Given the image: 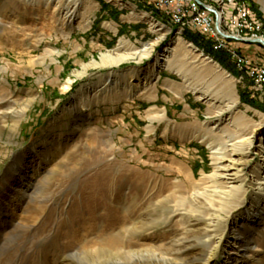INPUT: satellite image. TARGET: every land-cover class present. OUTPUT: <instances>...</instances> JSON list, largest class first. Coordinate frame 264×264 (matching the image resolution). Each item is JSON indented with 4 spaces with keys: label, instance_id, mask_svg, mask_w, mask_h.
<instances>
[{
    "label": "rangeland",
    "instance_id": "1",
    "mask_svg": "<svg viewBox=\"0 0 264 264\" xmlns=\"http://www.w3.org/2000/svg\"><path fill=\"white\" fill-rule=\"evenodd\" d=\"M32 2L0 0V264H135L134 255L147 264L149 251L171 264H264V86L240 80L230 53L199 32L162 19L171 30H156L154 12L128 4L124 18L144 24V37L119 31L105 44L101 26L117 28L121 13L102 17L104 0H80L71 23ZM230 2L209 0L227 20L243 6L261 22L230 46L264 64V44L246 42L264 39V0ZM177 37L210 60L184 44L142 85ZM149 42L141 59L93 63ZM252 131V149L240 146L229 171L243 188L223 207L214 188L229 177L214 175L211 145L228 149L229 135ZM247 209L255 222L243 221ZM237 232L245 242L232 252Z\"/></svg>",
    "mask_w": 264,
    "mask_h": 264
},
{
    "label": "bare ground",
    "instance_id": "2",
    "mask_svg": "<svg viewBox=\"0 0 264 264\" xmlns=\"http://www.w3.org/2000/svg\"><path fill=\"white\" fill-rule=\"evenodd\" d=\"M32 1H33L32 3H35L37 1L38 4L39 3L43 4L44 8L52 9V11H51L52 16L53 17L57 16V18L59 20H62L64 22L68 21L69 23H71V22H73L75 20V17L79 15V14H77V12H78V9H79V6H80V0H45V2H43V3H42L41 0H35V1L32 0ZM137 1H143V0H137ZM211 1L218 2L219 0H211ZM208 4H209V7L213 8V10H214V20H216V21H210V28H217V25H218L219 27H222V30H223V27H224V30H223L224 33H227V34H238V36H241L242 33L246 34L248 29L251 30V28H252L251 26H253V22L252 21H245V22H242V24H233L231 19L227 20V18L225 16V13L221 9V7H220V9L213 7L212 5H210L209 0H208ZM194 7H202V0H194ZM237 7H238L237 9H244L245 8L243 6H237ZM154 8H155L154 10L159 11V13L161 11H163L166 15H168L171 23L174 24V25H177L181 30H184L186 28H192L193 30H196V32H199L202 36H205L206 38L210 39V41L212 42V44H213V46L215 48L220 49V50H225L226 52H229L231 57L233 59H235V61H236V54H239L238 53L239 51H237L235 48H232L230 46V44H231L230 43V39H234V36L222 35V37H220V36L211 34L210 30L202 28L201 24L198 23V20L186 21L185 23L184 22H173V21H177V14H175L174 11H167V10L162 9L160 7H156V1H154ZM236 11H237V15L232 17V20H241V19H243V10H236ZM200 19H207V12H200ZM152 24H153L152 26L155 27L156 30H161L162 31L166 27L165 24L161 22V18L154 19V22ZM88 25H89V20L84 19V17L78 23V26H85L86 27ZM225 29H227L228 31L226 32ZM242 38H244V37H242ZM184 42L185 41L181 37H177V39H176V44L177 45L173 46V47H169L168 49L165 50V54L163 55V57L158 59L155 62L151 73L145 75L146 79L145 80L143 79L142 85H147L150 81L155 80L156 79V74H155L156 71L155 70L160 69V67L163 66V65L166 66V63L170 61V53H171V51L172 50H174V51H176V50L182 51L185 48L184 44L186 45V47L189 46V48L193 52L197 53L196 54L197 59H201V58L205 57L206 59L210 60V58L207 57L206 54H204L202 51L198 50L190 42H185V43ZM120 45L122 46V45H124V43L122 42V43H120ZM154 46H155V42H149V43H145L141 49H137L136 48V49H133L131 52H126V53L124 52V53H121V54L112 53V52L103 53L102 55H100L101 56V59H100L101 62H99L97 60H94L93 63L96 64V65H98V64L104 65L106 63H118V62H122L124 60H128V59L134 58L135 56H139V55H140L139 58L141 59V58H143V56H147V55L151 54V52L153 51ZM262 66H264V64H262ZM240 70L243 72L239 76L240 80L243 79L244 77H246L250 81H253L255 83V86H258V88L259 87L261 89L263 88V86H264V77H261V83H258V82H255V73L248 72V71H243L242 69H240ZM147 75H149V76H147ZM234 105H235V100H234V104L228 103L227 106L229 108H232ZM223 112H225V111H223ZM223 112H221V114H223ZM217 123H215V125H212V127L213 128L216 127ZM255 134L256 133L252 131V133L250 135H248L246 137H243L241 139H237V136L229 135V137L227 138V141H229L228 142V145H229L228 149H227V146L225 148H223L222 145L220 146V144H222V143H218L216 139L213 141V144L211 145L213 159H215L216 164H217V172L214 175L216 177H226V178L229 177L228 178L229 180H228V183H227L228 185L222 186V188H220V187L219 188L218 187L214 188V191L215 190L221 191V194H222L221 198L223 199V202H221L222 206L223 205H227L226 204V200H228V198H235L237 192H239L243 188L242 187L243 183L237 184L235 182V178L234 177L232 178L233 173H230L229 171L231 170L234 162H236V161L239 162L241 159H243L241 157H237V158L233 157V156H238L239 155V150L241 149L240 146L245 145V149H246L247 153L250 152V149H252V147L254 145V142H255V140H254V138H256ZM204 138H206V136H204ZM259 148H260V152L262 153L261 157H262V161H263V164H264V145L263 146L259 145ZM226 152H227V154H225ZM225 157L226 158L229 157L228 160H230V162L224 164L222 160L224 159V161H226ZM256 185H257L256 189L258 190L259 193L262 194L263 191H264V169L261 170L260 175L257 178ZM205 193L206 192L203 191V193H201L199 196L202 195V196L205 197V195H206ZM207 198H208V196H207ZM214 198H216V197H214ZM194 199L196 200L197 196H194ZM209 205L212 207L213 204L209 203ZM218 212H220V211H218ZM246 215H249V216L244 217L243 221H245L247 223L255 222V220H254L255 218L253 217V213L249 209L246 210ZM214 228H216V227H214ZM221 238L222 237L219 238V242H220ZM243 240L244 239H243L241 233L237 232V239L234 240L236 242H233V244H232V249L231 250H234L232 252H238L239 251L238 248H236V245L239 244L238 246L240 247L243 244V242H245ZM205 247H207V246H205ZM149 254H150L149 255V260H148L149 262L147 264H154V262H153L154 259L152 258V256H154V257H157V256H156L155 253H153L151 251H149ZM157 258L162 259L163 264H171V262H172V260L168 259L167 257H157ZM142 259H143L142 256L134 255L133 263H135V264H144V261Z\"/></svg>",
    "mask_w": 264,
    "mask_h": 264
},
{
    "label": "built area",
    "instance_id": "3",
    "mask_svg": "<svg viewBox=\"0 0 264 264\" xmlns=\"http://www.w3.org/2000/svg\"><path fill=\"white\" fill-rule=\"evenodd\" d=\"M156 1V7H160L167 11H174L177 14V21L173 22H186L191 20H198V23L201 24L203 29L210 30L211 34L222 37V35L234 36V42H238V34H227L224 33L222 27L217 25V28H210V21L214 20V10L212 7H209L208 0H202V7H194V0H153ZM232 4V0L230 2ZM243 10V19L241 20H232V12H230V18L233 24H242L245 21H254L256 25H261V22L256 19V16L251 11V8L244 9H234ZM200 12H207V19H200ZM246 42L249 44H255L258 39L247 38ZM236 44V43H234ZM239 69L243 71L255 73V82L261 83V77H264V66L260 64V61H255L250 56L241 52V54H236V63ZM262 99V98H260Z\"/></svg>",
    "mask_w": 264,
    "mask_h": 264
},
{
    "label": "crops",
    "instance_id": "4",
    "mask_svg": "<svg viewBox=\"0 0 264 264\" xmlns=\"http://www.w3.org/2000/svg\"><path fill=\"white\" fill-rule=\"evenodd\" d=\"M104 9H102V13L101 16L107 18H112L110 17L111 14L110 13H121V17L119 19V24L115 23L116 26H118L117 28L114 27V25H111V29L106 28L104 25L101 26L100 32L102 34V42L103 43H108L107 40H113L117 33L120 31V33L123 32V34L127 35V36H131L133 37V35L135 36H139L140 38L144 37V32H142L144 24H138L141 23L140 21H136V22H132L131 20H126L125 14H124V7L127 6L128 4L131 5V9L134 8H138L139 10H142L143 12L149 14L150 12H154L155 17L156 18H161L163 20V22H170V19L168 17V15H166L163 11H161L159 13V11L154 10V1L153 0H143V1H133V0H117V3L111 2L113 0H104ZM120 1V2H119ZM120 3V4H119ZM102 5H100L101 7ZM154 11H153V10ZM134 11L131 12V14H133ZM162 13V14H161ZM116 15V14H115ZM172 24V23H171ZM172 26H176L178 29L176 30V32L183 34V32L187 29H192V28H186L184 30H181L177 25L172 24ZM169 27V26H168ZM116 29V31L114 29ZM98 29V28H96ZM169 31L171 30L170 28H167ZM193 30V29H192ZM150 31V30H149ZM169 31H164L166 33H168ZM196 31V30H194ZM249 84L247 82L243 83V89L245 90L246 87L248 88Z\"/></svg>",
    "mask_w": 264,
    "mask_h": 264
},
{
    "label": "trees",
    "instance_id": "5",
    "mask_svg": "<svg viewBox=\"0 0 264 264\" xmlns=\"http://www.w3.org/2000/svg\"><path fill=\"white\" fill-rule=\"evenodd\" d=\"M186 36H187V38H189L190 40H192V41H194V42L201 43V41H199L198 38H197L196 36H193V35H190V34H186ZM215 50H216V49H215ZM218 51H220V50H218ZM221 54H222V53H220V54L217 55L219 59L223 57V54H222V55H221ZM217 56H216V57H217ZM222 61H224V60L222 59ZM251 102H252L253 104H255V106H258L256 100H251Z\"/></svg>",
    "mask_w": 264,
    "mask_h": 264
},
{
    "label": "water",
    "instance_id": "6",
    "mask_svg": "<svg viewBox=\"0 0 264 264\" xmlns=\"http://www.w3.org/2000/svg\"><path fill=\"white\" fill-rule=\"evenodd\" d=\"M258 41L264 44V39L260 38Z\"/></svg>",
    "mask_w": 264,
    "mask_h": 264
}]
</instances>
